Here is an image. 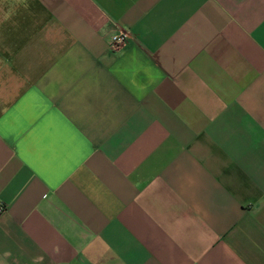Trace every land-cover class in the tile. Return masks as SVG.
Masks as SVG:
<instances>
[{"label":"crops","instance_id":"0c3cea01","mask_svg":"<svg viewBox=\"0 0 264 264\" xmlns=\"http://www.w3.org/2000/svg\"><path fill=\"white\" fill-rule=\"evenodd\" d=\"M0 204V264H264V0H0Z\"/></svg>","mask_w":264,"mask_h":264},{"label":"built area","instance_id":"2783aa9c","mask_svg":"<svg viewBox=\"0 0 264 264\" xmlns=\"http://www.w3.org/2000/svg\"><path fill=\"white\" fill-rule=\"evenodd\" d=\"M128 33L118 24H113V30L108 37V44L112 49H116L126 43ZM5 206L0 204V213L4 211Z\"/></svg>","mask_w":264,"mask_h":264}]
</instances>
